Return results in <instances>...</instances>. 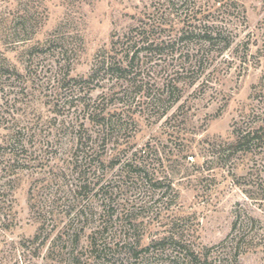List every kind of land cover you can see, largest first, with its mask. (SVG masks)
<instances>
[{"label": "rangeland", "instance_id": "374dc122", "mask_svg": "<svg viewBox=\"0 0 264 264\" xmlns=\"http://www.w3.org/2000/svg\"><path fill=\"white\" fill-rule=\"evenodd\" d=\"M235 1L238 8L232 10L234 15L220 16V20L225 17L220 25H226L233 37L232 47L217 56L205 74L198 70L178 85L181 100L172 104L175 97H171L165 106H170L167 116L175 115L176 119L166 124L167 116L160 121L143 115L137 118L126 134L125 157L131 156L128 151L132 147L134 151L147 144L157 148L159 154L153 157L154 163L149 162L148 173L155 175L160 186L170 187L166 210L154 208L139 216L142 226L134 234L142 238L143 247L167 235L173 221L182 220L180 228L191 249L210 253L212 264H264V145L228 152L236 127L246 131L264 118V0ZM149 9L153 8L148 0H0V111L6 121L53 119L58 101L51 92L58 91L60 71L71 77H87L97 54L110 46L113 35L147 20ZM181 21L175 14L168 23L179 29ZM32 47H41L43 52L36 51L40 54L31 59ZM151 61L149 67L158 71L161 65L170 66L169 70L149 73L158 83L173 74L176 62L169 58ZM8 70L10 74H3ZM53 76H57L55 82L49 79ZM100 91L95 87L91 96L98 98ZM3 135L0 128V140ZM71 148L69 140L62 155L52 150L60 160L57 163L68 160ZM46 170L21 171L13 177L17 221L10 232L0 235V264L73 262L66 250L44 260L47 249L38 257L28 242L38 228L29 192H41L42 197L77 182L72 171ZM96 175L104 180L102 184H120L115 170ZM90 177L98 182L94 175ZM122 199L131 208L141 198L128 194ZM97 221L90 220L84 231L82 224L74 227L83 237L82 245L99 226ZM66 224L61 219L53 237ZM113 228L108 237L115 236L118 225ZM60 245L64 247L63 242ZM87 255L80 249L78 264H111L89 260Z\"/></svg>", "mask_w": 264, "mask_h": 264}, {"label": "trees", "instance_id": "16d2710c", "mask_svg": "<svg viewBox=\"0 0 264 264\" xmlns=\"http://www.w3.org/2000/svg\"><path fill=\"white\" fill-rule=\"evenodd\" d=\"M148 1L153 8L148 10V19L122 34H114L110 46L97 54L87 77H71L60 71V76L49 78L55 82L57 77L59 85L58 91L51 92L58 101L53 107V119L6 121L5 113L0 111V128L4 130L0 140V235L16 225V189L11 184L18 173L48 169L72 171L77 176V182L65 190L57 188L55 193L42 197L41 192H29V205L38 228L28 242L38 257L47 249L44 260L66 250L73 257L72 264H78L77 252L85 249L87 259L111 264H152L153 258L154 264H212L210 253H195L191 249L185 231L180 228L182 220L173 221L167 235L153 239L147 246L141 245L142 238L134 234L142 226L139 216L154 208L166 210L170 187L160 186L155 175L148 173L149 162L159 154L157 148L147 144L134 151L132 147L128 151L131 156L126 158L124 144L138 117L162 120L169 114L170 106H165L171 97H175L172 104L181 100L178 85L198 70L205 74L214 66L217 56L232 47L233 37L226 25H220L225 21L220 16H233L232 10H237L238 4L235 0ZM175 14L182 20L179 29L168 23ZM40 50L41 47H32L30 58L40 54ZM60 51L62 55L66 52L63 48ZM156 58L176 62L172 65L173 74L159 83L149 76L153 70L158 71L149 67ZM169 69V65H161L158 72ZM3 72L10 74L9 70ZM95 87L101 89L96 99L91 96ZM156 110L158 114L154 115ZM172 119L176 116H167L166 124ZM246 129L235 128L229 154L239 147L264 145V118L254 128ZM69 140L72 148L68 160L57 163L60 160L52 155V150L61 154ZM114 170L120 180L118 187H112L108 181L102 184L104 180L96 175L99 171ZM91 175L98 178L96 187L90 181ZM129 181L132 185H128ZM139 181L144 186L138 185ZM128 194L141 198L131 208L122 199ZM95 218L99 226L82 245L83 237L74 227L82 224L84 231V226ZM61 219L67 224L53 237ZM116 224L115 236L108 237Z\"/></svg>", "mask_w": 264, "mask_h": 264}]
</instances>
